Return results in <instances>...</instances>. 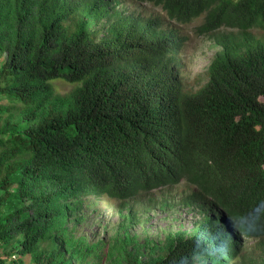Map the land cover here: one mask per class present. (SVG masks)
Returning a JSON list of instances; mask_svg holds the SVG:
<instances>
[{"label": "trees", "instance_id": "trees-1", "mask_svg": "<svg viewBox=\"0 0 264 264\" xmlns=\"http://www.w3.org/2000/svg\"><path fill=\"white\" fill-rule=\"evenodd\" d=\"M136 1L203 17L204 35L236 30L201 88L183 84L185 44L156 19L109 0H0V264H232L242 238H264V0ZM182 180L220 214L164 253L76 234L103 198Z\"/></svg>", "mask_w": 264, "mask_h": 264}, {"label": "rangeland", "instance_id": "rangeland-1", "mask_svg": "<svg viewBox=\"0 0 264 264\" xmlns=\"http://www.w3.org/2000/svg\"><path fill=\"white\" fill-rule=\"evenodd\" d=\"M109 4L113 12L153 18L178 33L185 44L181 53L180 76L190 91L198 90L209 80V65L222 49L218 40L220 36H237L236 30L231 28L204 35L199 31L203 17L181 24L171 20L161 7L136 0H109ZM108 26L107 18L94 26L98 39L106 35ZM254 34L264 40L263 31L255 30ZM54 83L61 94H68L74 88L63 80ZM217 213L220 214V209L201 196L194 185L182 180L177 185L159 187L125 201L103 198L98 205L85 209V220L76 234L87 236L91 242L104 241L106 250L114 242L128 239L130 248L139 247L146 257L157 256L166 251L171 239L178 234L189 235L206 217ZM241 242V253L232 264H264V238H242ZM101 264H106V261L103 259Z\"/></svg>", "mask_w": 264, "mask_h": 264}]
</instances>
